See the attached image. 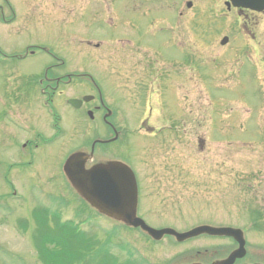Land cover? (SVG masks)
Here are the masks:
<instances>
[{
    "label": "rangeland",
    "instance_id": "1",
    "mask_svg": "<svg viewBox=\"0 0 264 264\" xmlns=\"http://www.w3.org/2000/svg\"><path fill=\"white\" fill-rule=\"evenodd\" d=\"M8 1L16 19L4 31L0 25V47L5 48L6 53L18 50L24 53L25 45L36 44L59 57L57 63L63 59L67 70L73 67L70 71L77 69L80 61L86 59L85 68L94 74L106 91L103 93L106 98L104 105L110 111L116 107L118 119L126 121L132 119L129 110L132 100L138 99L137 104L131 103L135 110L134 117L147 109L141 107V98L144 93L150 92L145 77L147 72H152L150 88L155 89L162 81H167L160 89L158 87V93L149 95L166 104L163 110L157 112L158 115L169 116L175 111V115H179L181 111L183 116L176 118L190 121L187 110L193 106L198 108L199 113L201 110L207 120L215 123V132L198 128L197 138H181L171 131V141L167 140L164 144L165 138L155 140L158 147L163 146L162 149L157 150L153 144L155 150L147 151L146 147L134 152L124 144H112L97 146L94 154L98 159L119 158L133 167L139 186L138 215L149 226L172 227L178 231L202 223L240 228L245 233L250 250L246 261H264V255H259L264 252V230H261L264 229V219L260 224H253L255 213L264 216V150L259 155L255 154L264 148L263 81H259L264 75V15L261 22L256 21L258 17L253 15L249 20L248 38L252 39L257 32L262 42L258 48L261 51L258 52L254 51L257 48L253 41L248 44L247 37L245 42L244 37L236 33L234 17H237V13L233 9L229 12L226 10L224 3L228 0H65L64 4L63 0ZM187 3H191L190 9L186 8ZM1 4L3 0H0ZM43 6L61 12H50ZM6 13V19L10 18L8 10ZM124 14L129 22H125ZM117 31L124 32V36L129 38V47L105 41L118 34ZM223 37H228L224 47L220 45ZM86 40L102 41L104 45L107 43L113 55L119 54L118 58L108 60V63L93 61L90 55L85 58L78 46ZM245 45L252 50L251 55L249 51H243ZM123 50L127 55H121ZM49 59V56L37 52L27 60L15 59L17 63L7 60L4 66L0 64V111L4 108L15 114L20 111L15 97L6 102L11 91L14 95L16 93L18 81L16 75L12 74L16 69L14 65L18 64V72L38 73L46 67ZM10 62L12 65L8 69ZM89 67L99 70L95 72ZM109 68L117 84L116 90L110 80L102 81L103 76L98 75H105ZM54 71V74L60 73L56 69ZM75 93L74 89L69 88L64 95L69 97ZM148 101L147 106L154 107V101ZM27 104L20 111V116L27 124L43 129L45 137L51 135L62 150L57 147L49 150L50 145L42 149L38 147L36 151L39 154L35 156L33 165L24 162L17 167L20 154H26L18 146L27 136L19 132L21 130L16 124L22 120L17 117L18 114L15 123L1 119L0 161L1 157L5 158L0 163V178L6 172L8 161V167H13L10 178L14 175L11 180L16 184L17 195L22 201L11 202L8 199L3 206L5 199H0V210L9 207L5 216L0 215V264H43L31 239L34 224L30 211L38 207L51 211L54 221L49 226L79 218L86 221L88 233H98L99 237H104L106 232L108 238L111 237L108 245L110 253L106 255L108 260L120 256L131 264H187L222 258L235 248L228 241L206 237L184 244L168 238L154 243L144 233L124 229L122 225L97 217L89 210L87 212L58 173L60 181L56 182L53 168L57 169L64 161L62 152L68 150L65 144L72 150L81 148L80 151L88 152L96 137L105 140L111 135L101 127L90 128V135H78L71 127L69 130L70 123L62 121L60 124L57 122L58 128L51 129L48 121L39 120L44 113L40 103L31 101ZM96 104L93 103L87 110L94 112ZM120 106L128 110V116L117 108ZM64 108L60 104L58 114L64 115ZM95 115L99 117L98 113ZM75 118L78 130L77 115ZM99 119H96V124ZM223 128L227 135L224 139L218 135ZM69 131H72V140ZM182 131L186 132L183 135L188 134V128ZM199 138L206 141L205 144L197 143ZM225 142L233 146L226 148ZM16 167L18 171L15 173ZM30 168L37 169L33 172ZM35 183L39 190L30 198L32 190L28 187ZM5 190L6 187L0 184V197ZM21 222L27 223L25 236L19 234ZM36 244L39 245L37 241ZM10 256L14 257L15 263ZM87 260L85 258L75 264H99L97 258ZM121 261L115 260L114 264H121Z\"/></svg>",
    "mask_w": 264,
    "mask_h": 264
},
{
    "label": "water",
    "instance_id": "2",
    "mask_svg": "<svg viewBox=\"0 0 264 264\" xmlns=\"http://www.w3.org/2000/svg\"><path fill=\"white\" fill-rule=\"evenodd\" d=\"M231 2L234 6L254 11L264 9V0H231ZM74 104L78 107L77 103ZM82 161H84L82 157H72L70 159L66 167L68 177L77 192L102 213L123 221L127 225L140 228L156 241L161 240L165 235L175 237L178 242L200 234L234 237L238 241L240 249L227 260L216 264H232L236 258L244 255L242 248L244 241L241 233L237 230L201 226L186 233H177L168 228L161 230L151 229L142 220L135 217L136 184L133 174L125 165L120 163L98 165L84 173L79 167Z\"/></svg>",
    "mask_w": 264,
    "mask_h": 264
},
{
    "label": "trees",
    "instance_id": "3",
    "mask_svg": "<svg viewBox=\"0 0 264 264\" xmlns=\"http://www.w3.org/2000/svg\"><path fill=\"white\" fill-rule=\"evenodd\" d=\"M37 220L43 221L45 226L42 229V235L40 236V258L43 264H75L80 263L88 251L90 245H85L83 239L75 240L71 235L70 228L67 226H56L55 229H51L47 226V219L39 218ZM61 233H59V231ZM71 237V242L69 238ZM42 251V252H41ZM80 252V253H79ZM90 252V251H88Z\"/></svg>",
    "mask_w": 264,
    "mask_h": 264
},
{
    "label": "flooded vegetation",
    "instance_id": "4",
    "mask_svg": "<svg viewBox=\"0 0 264 264\" xmlns=\"http://www.w3.org/2000/svg\"><path fill=\"white\" fill-rule=\"evenodd\" d=\"M68 76V74H62L60 77H48L45 76L46 80H49L50 82H53V85L59 86L61 83L64 84L63 77ZM56 87H50L51 90H54ZM100 108L99 106L96 107V109ZM30 148L32 149L31 143H30Z\"/></svg>",
    "mask_w": 264,
    "mask_h": 264
}]
</instances>
